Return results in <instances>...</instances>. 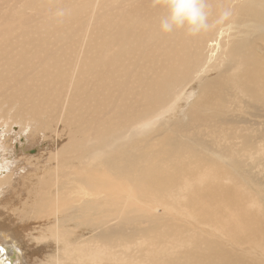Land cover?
Wrapping results in <instances>:
<instances>
[{"label":"bare ground","instance_id":"6f19581e","mask_svg":"<svg viewBox=\"0 0 264 264\" xmlns=\"http://www.w3.org/2000/svg\"><path fill=\"white\" fill-rule=\"evenodd\" d=\"M209 3L212 26L188 36L159 31L153 0H0V127L31 121L56 143L37 158L20 153L35 176L31 214L49 200L45 220L69 211L63 223L86 225L68 235L37 222L33 238L46 244L35 250L52 249L35 264H264V202L235 168L251 176L264 165V136L235 114L264 119V83L254 80L264 0ZM223 9L231 15L217 22ZM51 39L68 50L49 54ZM216 123L244 126L230 136ZM15 215L24 216L18 209L13 225L0 217L5 264L27 229Z\"/></svg>","mask_w":264,"mask_h":264},{"label":"rangeland","instance_id":"374dc122","mask_svg":"<svg viewBox=\"0 0 264 264\" xmlns=\"http://www.w3.org/2000/svg\"><path fill=\"white\" fill-rule=\"evenodd\" d=\"M149 22H152V20H150ZM92 33L93 32H91V34ZM49 42H51V44L47 50L49 51V54H51V55H55L59 50H65V51L68 50L66 47H63L62 44L56 39H51ZM263 43L264 42H262V41L254 42L255 56L257 59V63L260 66L258 71L255 70V77H254L255 83L258 86L260 84L264 83V44ZM75 50L76 51L81 50V48L76 47ZM220 54L223 55L222 49H221ZM34 59L35 58H33V62L35 64H37L38 61H35ZM63 62H66V61L64 59H61L60 64L63 65ZM51 63L54 65V62H51ZM38 66H39V64H38ZM213 73L214 74L216 73L215 69L211 70L208 73V76H213L214 75ZM259 79H260V81H258ZM191 84H192V82L190 83V86H191ZM201 85H202V82L200 83L199 88L201 87ZM197 86H198V84L196 83L194 85L195 91H197L199 89ZM196 97H198V93H197ZM245 100L249 101L248 98H244L243 99L244 102H242V103H245V102L247 103V101H245ZM188 103H190V102H188ZM188 103H185L182 107H180L178 109V111L183 114V117H182L183 123H186L185 122L186 118H187L186 115L189 112V111H187L188 107H189ZM75 113H76V109H75L74 114ZM249 113H251V112H249ZM249 113H247V111H245V110L235 111L236 115H238V114L244 115L245 116L244 120L248 121V124L253 123L251 135L254 134V132L257 133V131H258L260 133H257V134L255 133V135L261 134V137L264 136L263 128L262 127L260 128V124L257 125L259 122L263 123L264 119L262 117H259V118L253 117L252 118V117L246 116ZM235 114H234V116H235ZM234 119L238 120L239 118L236 117ZM21 122H22V120L18 123L17 122L13 123L11 126L12 128L10 129L11 131H9L8 133H6V131L4 129V128H6L5 125H2L5 127H0V145H3V142H5V140H6V137H10V140L7 141L8 142L7 145L9 144V146H11L10 147L11 149L8 148L9 150L3 148L4 151L3 150L2 151L4 154L0 155L1 158H3L4 160L7 161V164L5 166H3L2 169H0L1 170L0 179L2 177L6 176L5 180H4V184H2V187H5V188H4L2 195L0 196L1 199L3 198V200H4L0 204V217L2 216V213L4 212L5 216L8 218V220L5 222V224L13 225L14 222H12V223L9 222L10 219L13 217L12 215H14L18 209L20 210V212L22 211V214H24V216H16L15 215V217H16L15 221H16V224L18 227L23 226V225H27L26 226L27 229H25V230L20 229L19 233L16 235V240L18 242L19 248L16 247L15 255L12 254L13 260L11 262H13L12 264H35L36 259L41 260V258H42L41 256H45L44 253L48 252L50 249H52V248H49L48 246H46L45 249L43 250V253H42V251L39 250V248H36V250H35V246L38 247V246H41L43 244H46V243H42L41 240L36 241L34 239L35 237L33 238V236H35L37 233L40 232L38 223L43 221V223L40 225V229L42 231H46L47 229H49L52 233H53V229H54L53 226L59 225L58 227L60 229H62V230L66 229L67 230L68 235L73 234V229L71 227L72 225H76L78 227V229L81 231L86 230V225H82L81 222H79V220H77V219H74L72 221L67 220L65 223H63L67 219V217H68L67 215L70 214L69 211H64V212L61 211L56 216H54V217L61 220V223H59V224L55 223L54 219L45 220V216L47 215V213L51 212L50 205L56 204L55 202H49V200L46 201L48 204V208L45 212L41 211L39 208V211L37 212L38 214H36V215H38V218L35 217V215L31 214L32 211H34V209H33V207L29 206L28 204L33 199L34 194H33L32 190H30V183H28L27 181L29 180V178H33L35 176L33 175V173L31 171H29L27 166H24L25 162L22 159H19L20 153H24V154L34 156L37 158L41 154H45V153L49 152L51 149H55L56 143H55V141H53L50 138V136H47V134L49 135V132L47 134H45L44 131L38 130L36 128L35 123L28 121V122L24 123L25 128L21 129L24 127V126H22V124L20 126ZM63 122L67 123L68 121L63 120ZM256 125H257V127H256ZM238 126H244V124L240 123V124L236 125V124H218V123H216L212 127L215 130L219 128V129H225L226 131H230V136H232L238 131ZM16 132H19L20 134L17 136L15 135L16 138L14 139L13 136H14V134H16ZM32 133H35L36 135L33 136ZM231 138L235 141H238V142L243 141L242 136L240 138H237V136H234ZM56 141H60V138L57 135H56ZM28 142L30 145L28 144ZM18 148L20 150L17 151ZM23 150L25 152H23ZM258 167L260 169L253 168V170L251 172H253L255 170L253 172V173H255V175H251V176H250V172L246 173L242 167L236 166L235 168H237L238 171L240 172L242 178L245 180V184L253 187V190L250 191V193L251 192H255V193L257 192L256 193L257 196H255L254 193H252V196L254 198H256V197H259L258 195H260V197L258 199L260 201L264 202V165H262V166L258 165ZM17 180H18V182H17ZM250 180H251V182H250ZM15 182L18 184L17 185L14 184ZM55 182H58V179H56ZM9 188H11V191L8 192ZM23 188L24 189L26 188V189L24 190ZM27 192H28V194H27ZM29 194H30V196H29ZM7 199H9V200H7ZM17 200H19V202ZM17 206H19V207H17ZM9 207L11 208V210L9 209ZM28 215H29V217H28ZM30 235H32V237ZM81 242H82V239L78 244H73L74 250L77 251V255H79L80 257L85 255V252L83 251V249L81 247ZM48 244H51V243H48ZM40 254H41V256H39ZM7 260L8 259L5 256H2V258L0 257V264H5L4 262H7ZM6 264H11V263H6Z\"/></svg>","mask_w":264,"mask_h":264},{"label":"clouds","instance_id":"9594fccd","mask_svg":"<svg viewBox=\"0 0 264 264\" xmlns=\"http://www.w3.org/2000/svg\"><path fill=\"white\" fill-rule=\"evenodd\" d=\"M154 6L161 8L158 29L164 34L183 31L188 36H197L209 30L211 5L209 0H153ZM231 15L227 9L218 13V21Z\"/></svg>","mask_w":264,"mask_h":264}]
</instances>
